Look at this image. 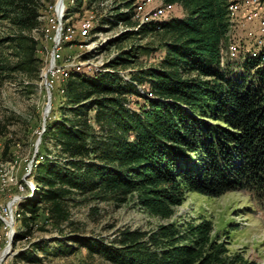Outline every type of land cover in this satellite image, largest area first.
<instances>
[{
	"label": "trees",
	"instance_id": "trees-1",
	"mask_svg": "<svg viewBox=\"0 0 264 264\" xmlns=\"http://www.w3.org/2000/svg\"><path fill=\"white\" fill-rule=\"evenodd\" d=\"M159 1L178 4L187 16L171 11L157 23L140 25L136 0H122L117 8L124 10L114 14L139 26L119 38L154 33L158 46H130L106 63L111 70H70L58 81L63 92L58 88V101L52 95L42 150L32 168L36 194L17 212H23L26 231L38 219L42 202L55 225L68 220L67 201L76 191L98 189L122 202L135 196L160 217L172 215L190 191L218 196L245 189L264 204V53L237 58L221 53L229 0ZM40 6L41 0H0V21L8 23L0 36V85L14 72L42 80L44 58L37 55L32 34L40 24ZM65 7L69 15L71 5ZM153 51L162 56L132 72L129 81L115 69L130 64V56ZM138 86H146V92ZM130 95L143 97L144 104L128 107ZM48 139L65 155L61 164L52 160ZM212 231L211 220L201 218L182 228L166 223L151 232L121 230L110 245L76 243L113 264H257L241 253L230 254L227 242ZM23 235L16 231L14 242ZM38 245L30 243L33 249ZM58 247L72 250L64 243ZM33 249L17 258L37 262Z\"/></svg>",
	"mask_w": 264,
	"mask_h": 264
},
{
	"label": "rangeland",
	"instance_id": "rangeland-1",
	"mask_svg": "<svg viewBox=\"0 0 264 264\" xmlns=\"http://www.w3.org/2000/svg\"><path fill=\"white\" fill-rule=\"evenodd\" d=\"M121 1L95 0L89 3L82 0L79 3L75 0H65L62 4V0H54L53 3L52 0H41L40 24L32 34L38 40L36 53L40 58H44L42 80L40 82L39 78L30 80L24 73L14 72L0 85V256L8 251L1 263L113 264L102 254L91 253L87 246L78 245L76 241L81 239L110 245L116 242L114 240L118 238L121 230L139 229L151 232L160 224L166 223H173L182 228L189 221L208 218L212 222V232L227 242L226 246L230 254L241 253L246 259L263 264L264 204L254 199L245 189L226 191L218 196L190 191L185 195L183 202L173 208V213L169 217H160L151 213L137 203L135 196H128L122 202L98 189L85 193L76 191L67 201L68 220L55 225L47 219L45 203L42 202L39 217L31 224L28 231L21 223L23 212L21 216L17 212H21L25 199L36 194L32 168L38 161V151L42 150L41 135L44 131L40 134V141L37 144L36 141L42 130L43 115L46 123V118L51 114V107L49 111L48 107L44 108L49 93L48 73L53 63L54 26L49 8L58 12L62 4L60 19H55L60 20L56 37V40L59 38L56 44L59 46L60 65L57 74H53V88L50 89L52 103L53 94H56L54 101L60 99L57 93L58 81L66 72L111 70L106 63L121 51L128 50L130 46L159 45L160 38L154 33L130 34L119 38L125 30H136L139 27L116 18L115 12L123 9V7L117 8ZM65 4L71 5L69 15L66 13ZM164 6L166 5L159 0H136V21H139L140 25L157 23L161 17L171 11L172 15L187 16V12L178 4H175L170 11L159 13ZM85 21H91L94 31L81 34L80 25ZM71 26L75 31L73 38L79 37L73 46H71V37L66 41L64 36L60 39L65 28ZM230 26L221 51L224 56L237 58L264 53V31H262L263 44L259 45L258 42L250 40L242 21L238 20ZM7 29L6 20L0 21V36L4 35ZM238 46L245 48L242 47L239 53ZM160 56H162L161 51L140 52L137 56L129 57L130 64L115 69L125 81H129L132 72L156 63ZM71 61L73 65H69ZM138 90L145 93L147 89L146 86H138ZM59 91L63 92L61 88ZM128 97V107L131 105L135 109L144 104L143 97L138 95ZM210 121L214 122L212 119ZM47 146L52 160H56L58 164L65 161V155L59 152V146L53 139H48ZM10 201L13 202L12 207ZM8 217L9 221H6ZM16 231L26 235L14 242ZM31 242H38V247L31 248ZM62 243L71 246L72 250L58 249V245ZM43 247L44 249H40ZM25 249H33L39 260L28 262L17 258V254Z\"/></svg>",
	"mask_w": 264,
	"mask_h": 264
},
{
	"label": "bare ground",
	"instance_id": "bare-ground-1",
	"mask_svg": "<svg viewBox=\"0 0 264 264\" xmlns=\"http://www.w3.org/2000/svg\"><path fill=\"white\" fill-rule=\"evenodd\" d=\"M64 3V0H62V4ZM61 4V5H62ZM61 5L59 7V11L55 13L56 17H58L60 19V8H61ZM245 5H246V15L247 16H254L255 15V4H254V0H229V5H228V21H229V27H231L230 25L231 24H234V22L240 20L244 23V20L241 19V15L244 13L245 11ZM173 5H166L164 6V9H161L159 11V13H163V12H167V11H170L173 9ZM91 19H93L91 17ZM60 20L57 21V33H58V22ZM245 24V23H244ZM228 27V28H229ZM92 28V23L91 21H85L84 23H82L80 25V33L82 34H86V33H89V31L91 30ZM262 31H264V21H262V28H261V38H259L258 41H253V42H258L259 45H262L263 44V40H262ZM74 28L71 26V27H66L65 30H64V33L62 36H60V39H62V37L64 36V40H69L70 37L72 38L74 36ZM58 35V34H57ZM57 35L55 36V41H57V44H58V40L59 38H57L56 40V37ZM249 36V35H248ZM72 40V39H70ZM252 41V40H251ZM72 46H73V43H72ZM59 50V46H57V51ZM233 55V54H232ZM223 59V58H222ZM53 61V60H52ZM58 63H59V52H58ZM74 63H72L73 65ZM60 65V63H59ZM59 65L56 67V73H53V74H57V68L59 67ZM53 74H51V82H52V86L51 88H53ZM12 207L13 205V202L10 201L9 203ZM8 210V213L10 212L9 211V208L7 209ZM1 213V212H0ZM10 214V213H9ZM5 216V215H4ZM6 221H9V217L6 218Z\"/></svg>",
	"mask_w": 264,
	"mask_h": 264
},
{
	"label": "built area",
	"instance_id": "built-area-1",
	"mask_svg": "<svg viewBox=\"0 0 264 264\" xmlns=\"http://www.w3.org/2000/svg\"><path fill=\"white\" fill-rule=\"evenodd\" d=\"M254 4H255V15L247 16L246 15V5H245V11L241 15L240 18L244 20L246 34L249 35L250 40L258 41L259 38H261L262 21H264V0H254ZM55 13H56V9H51L50 15H51L52 25L54 26V33L52 35L53 63L48 73L49 93H50V89L52 86L51 74L56 73V67L59 65L57 44L54 39L55 36L58 34L57 33V21L55 20L58 17H56ZM161 20H163V17H161ZM72 40H74L73 37H72ZM71 46H72V42H71ZM72 63L73 62L71 61L69 65H71Z\"/></svg>",
	"mask_w": 264,
	"mask_h": 264
},
{
	"label": "water",
	"instance_id": "water-1",
	"mask_svg": "<svg viewBox=\"0 0 264 264\" xmlns=\"http://www.w3.org/2000/svg\"><path fill=\"white\" fill-rule=\"evenodd\" d=\"M46 107H48V111H49V110H50V107H51V94H50V93H47V98H46V103H45V107H44V108H46ZM44 130H45V115H43L42 130H41V132L39 133V136H38V139H37V141H36V144L40 141V134H41ZM10 233H11V235L13 234V228H12V227L10 228ZM7 253H8V251L5 252V253H3V254L0 256V264H2V263H1V260L3 259V257H4Z\"/></svg>",
	"mask_w": 264,
	"mask_h": 264
}]
</instances>
